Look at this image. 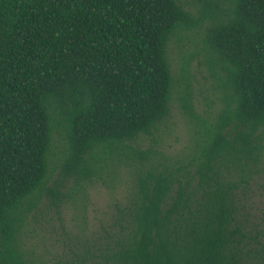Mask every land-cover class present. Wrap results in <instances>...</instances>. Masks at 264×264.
Masks as SVG:
<instances>
[{
    "label": "trees",
    "instance_id": "obj_1",
    "mask_svg": "<svg viewBox=\"0 0 264 264\" xmlns=\"http://www.w3.org/2000/svg\"><path fill=\"white\" fill-rule=\"evenodd\" d=\"M204 25L222 106L194 111L170 43ZM196 118L188 157L142 147L174 103ZM264 0H0V264H264ZM128 168L99 230L63 207ZM57 214L50 247L33 223Z\"/></svg>",
    "mask_w": 264,
    "mask_h": 264
},
{
    "label": "rangeland",
    "instance_id": "obj_2",
    "mask_svg": "<svg viewBox=\"0 0 264 264\" xmlns=\"http://www.w3.org/2000/svg\"><path fill=\"white\" fill-rule=\"evenodd\" d=\"M204 31L203 25L174 38L170 43L169 56L174 73L179 72L183 57H188L194 111L199 118L211 120L222 106V101L218 80L212 73L213 65L204 48ZM199 124L196 118L183 111L177 100L170 118L155 135L157 143L152 137L145 136L142 147L152 144L174 160L188 157L198 137ZM120 168V176L115 181L110 177L97 179L86 187L79 204L72 201L65 204L62 215L69 231L77 232L84 228L94 231L99 230L101 224H105L114 209V204L127 192L128 168L126 166ZM250 195L252 205L260 216L264 213V164L260 166L255 182L252 183ZM32 225L35 241L41 247H50L57 238L63 239L57 214L53 209L44 210Z\"/></svg>",
    "mask_w": 264,
    "mask_h": 264
}]
</instances>
